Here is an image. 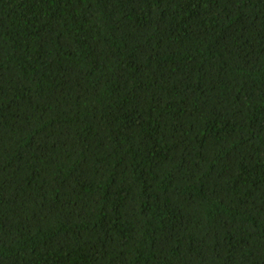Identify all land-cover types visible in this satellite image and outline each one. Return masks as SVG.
I'll return each mask as SVG.
<instances>
[{
    "label": "trees",
    "instance_id": "1",
    "mask_svg": "<svg viewBox=\"0 0 264 264\" xmlns=\"http://www.w3.org/2000/svg\"><path fill=\"white\" fill-rule=\"evenodd\" d=\"M0 264H264V0H0Z\"/></svg>",
    "mask_w": 264,
    "mask_h": 264
}]
</instances>
